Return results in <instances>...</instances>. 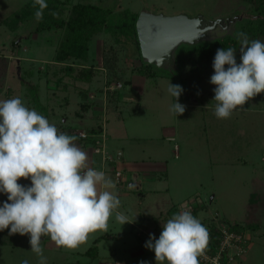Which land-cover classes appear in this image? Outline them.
I'll list each match as a JSON object with an SVG mask.
<instances>
[{
	"label": "rangeland",
	"instance_id": "374dc122",
	"mask_svg": "<svg viewBox=\"0 0 264 264\" xmlns=\"http://www.w3.org/2000/svg\"><path fill=\"white\" fill-rule=\"evenodd\" d=\"M28 1L0 0V101L20 97L26 107L35 109L50 123L57 122L64 127L74 124L72 128L80 131L87 128V122L83 125L75 116L77 111L81 113L83 105L79 89L89 88L97 96L98 89L109 83L132 81L130 75L135 73L137 88L147 84L145 89L151 91L128 99L131 93L125 83L120 90L109 94L106 101L104 95L99 94V118L94 117L106 133V157L114 158L113 161L105 159L108 177L116 184L119 197L120 193L127 192L125 202L120 200L118 211L134 222L121 226L113 215L108 221L107 232L90 233L87 242L75 249L57 248L48 236H44L41 243L47 264H141L142 261L156 264L155 253L145 247L150 236L145 228L135 223L141 216L147 218V214L154 215L170 207L155 216L157 221H150L152 228L160 229H154L158 234L153 233L158 239L162 224L176 210L178 212V207L189 204L199 207L196 216L199 220L218 214L216 216L225 225L243 226L248 237L247 250L237 258L236 264H264V93L251 98L229 119H217L214 115L216 86L210 83L214 74L212 59L200 58L198 63L186 61L183 69L177 66L173 72L154 64L142 67L130 43H119L107 32H101L90 42L92 60L88 64L99 67L93 82L76 81L61 70L63 63L55 62L64 32L62 28L46 29L35 17L21 22L16 30L6 23ZM60 1L66 3L68 12L77 2L97 5L109 11L111 19L126 9L138 13L148 10L166 15H203L209 19L238 16L228 27L220 25L213 30L210 38L232 33L238 19L255 18L251 10L255 4L249 0ZM140 69L152 71L156 76L149 74V78H142L138 76ZM184 79L187 90L178 102L185 106V111L177 116L170 111L175 98L167 88L169 83L183 88ZM160 84V90L155 91L153 87ZM119 91L126 101L114 110L115 94ZM68 98L70 104L66 107L61 103ZM69 135L76 137L75 143L80 148L81 142L87 148L92 145L95 148L92 141L81 140L78 134ZM118 144L125 150L126 159H138L134 163L124 159L125 164L121 160L118 167H122L124 181L120 184L110 176L114 175L112 166L119 160ZM131 163L135 170L144 164L158 167L156 179L143 181L144 176L138 178L141 194L129 187L128 180L134 178L129 171ZM18 183L30 186L31 180L21 178ZM5 201L7 195L0 193V206ZM191 211L193 214L194 210ZM29 239V235H9V229L0 231V264H20L24 259L29 264H38L39 258L31 252ZM94 246L97 252H88ZM242 258L244 261L240 263Z\"/></svg>",
	"mask_w": 264,
	"mask_h": 264
},
{
	"label": "clouds",
	"instance_id": "9594fccd",
	"mask_svg": "<svg viewBox=\"0 0 264 264\" xmlns=\"http://www.w3.org/2000/svg\"><path fill=\"white\" fill-rule=\"evenodd\" d=\"M36 5L34 15L40 21L46 0H34ZM235 38L240 42V62L237 49L228 47L217 49L212 64L214 115L221 120L264 93V42L249 40L244 32ZM167 92L175 98L170 111L182 115L185 106L178 100L183 88L169 83ZM75 141V136L59 132L46 117L26 107L20 97L0 101V193L7 195L0 206V231L29 235L38 264H47L44 236L57 248L75 249L90 233L107 232L113 215L121 226L134 222L118 211L121 201L114 181L89 165L88 153ZM21 178L30 179L31 185L18 183ZM208 239L207 228L184 210L162 224L158 239L150 234L145 247L155 253L156 264H200Z\"/></svg>",
	"mask_w": 264,
	"mask_h": 264
},
{
	"label": "trees",
	"instance_id": "16d2710c",
	"mask_svg": "<svg viewBox=\"0 0 264 264\" xmlns=\"http://www.w3.org/2000/svg\"><path fill=\"white\" fill-rule=\"evenodd\" d=\"M249 1L255 4V6L251 8L255 14V18L247 19L246 21H239L238 19L236 22L237 28L234 29L232 33L226 32L223 35H217L210 39H204L195 44H181L176 51V62L179 70L183 69L186 61L198 63L200 58H210L212 59L211 61H213L217 49L228 47L237 49L236 60L237 63H239L240 42L235 38V34L238 32L246 33L249 40L259 39L264 42V0ZM46 3L47 8L44 9L43 18L39 22L42 24L41 26H44L46 29L60 27L64 30L55 62L63 63L64 66L61 67V70L72 76L74 80L84 82L93 81L99 69L95 65L92 66L91 63L88 64V62H90L89 60H92L89 53L90 42L101 32L109 33L111 37L119 43L128 41L132 47L133 54L135 53V58L140 61V66L148 67V65H150V63L143 59L141 53L136 28V21L139 15L138 12L126 9L121 11L117 16H113L111 19L109 17V11L90 3L77 2L71 7L70 12L67 11L68 6L66 3L61 2L60 0H46ZM33 5L34 0L26 2L13 19L9 18L6 20L8 26L11 29L16 30L20 26L21 22L25 21L29 17H35L34 13L39 6L36 5L33 7ZM142 70L143 69H140L139 73L147 75L150 74L152 77L156 76V74L152 71H149L150 73H148L147 70L146 72ZM75 72L77 73L75 74ZM169 77L174 78L171 75H169ZM60 80H62V78H60ZM122 83L125 84L126 82ZM129 83H131L130 80H128L126 84ZM182 86V93H184V91L187 90V83L185 79L182 81ZM102 90L103 88H101L100 91ZM83 96L84 98H87L86 92H84ZM101 130L102 127L99 125L98 128L90 129L88 132L98 133ZM80 139L86 138L80 137ZM89 139L92 140V138ZM93 143L95 142L93 141ZM198 208V206L193 208V216L195 217L198 215ZM180 209L181 207H178V212L176 210V213H179ZM155 220L157 221V219ZM232 226L236 230L243 229V226L240 224L234 223ZM88 252H97V247L94 246L90 248Z\"/></svg>",
	"mask_w": 264,
	"mask_h": 264
},
{
	"label": "water",
	"instance_id": "95a60500",
	"mask_svg": "<svg viewBox=\"0 0 264 264\" xmlns=\"http://www.w3.org/2000/svg\"><path fill=\"white\" fill-rule=\"evenodd\" d=\"M237 17L209 19L203 15H166L143 10L136 21L142 57L150 64L173 72L177 67L176 51L181 44H195L209 39L213 30L220 25L228 27Z\"/></svg>",
	"mask_w": 264,
	"mask_h": 264
},
{
	"label": "crops",
	"instance_id": "0c3cea01",
	"mask_svg": "<svg viewBox=\"0 0 264 264\" xmlns=\"http://www.w3.org/2000/svg\"><path fill=\"white\" fill-rule=\"evenodd\" d=\"M53 62V61H52ZM54 63V62H53ZM56 64V63H55ZM99 68V67H98ZM131 79H132V81H131V83H130V85L128 84V88H129V92L131 93L130 95H128V99H132V98H134V96H136V95H142V94H144V93H149V92H151V91H147V89H145L146 87H145V85H147V84H143L141 87H139V89L137 88L138 87V85L136 86V84L134 83V80H135V78H136V74L135 73H132L131 75ZM138 76H141L142 78H149L150 76L148 75L147 76V74H144V73H139L138 74ZM84 82V81H83ZM93 82V81H92ZM92 82H86V83H92ZM161 86H162V84H160L159 86H154L153 88H154V90L155 91H157V90H160V88H161ZM87 90V91H86ZM101 89H98L97 91H95L98 95L99 94H102V95H104L103 94V92L102 91H100ZM118 90H120V89H117L116 90V92L118 91ZM79 92H80V95H81V97H82V100H83V105H82V107H81V113H79V111H77L76 113H75V116H77V118H78V120L81 122V124H85L86 122H87V128H85V129H81L80 131H84V130H87V131H89L90 129H93V128H98V126L100 125V122H99V120L98 119H94V117L96 116V118H99V114H97V111H99V98H98V95L96 96L95 94H94V99H92L93 97H92V95H93V92H91V90L88 88H86V89H79ZM84 92H86V94H87V98H84V96H83V94H84ZM121 91H119L118 93H116L115 95V97H117L116 98V103H115V105H113L112 106V109H114V110H118V108L120 107V106H122V104H123V102H124V98H121ZM93 100V101H92ZM126 101V100H125ZM128 101V100H127ZM89 102V103H88ZM92 102V103H91ZM62 105H64V106H68L69 104H70V99L68 98V99H64V101L61 103ZM110 104V103H109ZM92 107H94L93 109H92ZM98 108V109H97ZM94 110H96V112H93ZM61 115H63V114H61ZM91 115V116H90ZM72 116H73V114H72ZM51 124H54L56 127H57V129H58V131L59 132H64V133H67V134H78V130H77V128H72L73 127V125L74 124H70V125H68L67 127H64V125L62 126V125H59V124H57V122L56 123H51ZM72 125V126H71ZM70 131V132H69ZM69 132V133H68ZM78 136H80L79 134H78ZM81 137V136H80ZM116 138H118V139H120L121 137H117L116 136ZM81 140H86V139H81ZM86 141H92L91 143H93V140H86ZM76 142V141H75ZM116 143V142H115ZM77 144V143H76ZM78 145V144H77ZM81 145H82V149L85 151V152H87L88 153V156H89V165L91 166V167H94V168H96V169H99L100 167H101V171H103L105 174H106V176H108L109 175V171H106V169H107V167H105V165H106V163H105V155L106 154H103V153H97L96 151H95V148H94V146L92 145V147H90V148H87V145H85V144H82V142H81ZM119 146H118V158H119V160H118V162L116 161V164L114 163V165L112 166L113 168H112V171H113V173H114V175L111 173V177H113L114 178V180H116L117 181V177H116V175H115V173H116V170H118V169H122V167H118L120 164H121V160H122V163L123 164H125V160H127V162H132V163H134V161H136V160H138V159H126L125 157H124V153H125V150L122 148V149H120L121 148V145L120 144H118ZM175 154H176V156L178 155V152H175ZM142 156V155H141ZM125 159V160H124ZM143 160H145V159H143ZM128 164L130 167V175L131 176H134V178H132L131 179V177H130V179L131 180H128L129 181V187H131L130 189L132 190V191H138V192H140L141 191V188L138 186V178L139 177H142V176H144L142 179H143V181H145V179H156L157 178V166L155 165V164H153V165H151V164H148V166L147 165H142L141 166V168H139V169H137V170H135L136 168H135V165H133V164ZM137 164H139V163H137ZM125 170H126V168H124ZM111 171V170H110ZM143 174V175H142ZM123 177H124V172L122 171V176H121V183H123ZM160 178V177H159ZM127 181V182H128ZM126 182V183H127ZM118 184H120V183H118ZM127 192H122V193H120V197H119V199L120 200H122V199H124V202H125V194H126ZM142 192H140V194H141ZM122 203H123V201H122ZM170 208V207H169ZM168 208V209H169ZM168 209H166L165 211L164 210H161V212L160 213H156V214H154V215H151V214H147L148 215V217L146 218V216L145 217H140V219L139 220H137V222L135 223V224H137L139 227H143V228H145L144 230H145V233L147 234V235H149L150 236V234H153L154 233V231H156L157 229H156V227L155 228H152V226H151V224H150V221H152V220H155V218H157V217H155V216H158V215H160V214H163L164 212H166V211H168ZM154 218V219H153ZM149 223V224H148ZM154 229H156V230H154ZM140 230H143L142 228H140ZM158 230H160V229H158ZM2 232H5V230L4 231H2ZM157 232V234H158V231H156ZM154 235V234H153ZM244 261V259L242 258V259H240V263L241 262H243Z\"/></svg>",
	"mask_w": 264,
	"mask_h": 264
},
{
	"label": "built area",
	"instance_id": "2783aa9c",
	"mask_svg": "<svg viewBox=\"0 0 264 264\" xmlns=\"http://www.w3.org/2000/svg\"><path fill=\"white\" fill-rule=\"evenodd\" d=\"M123 87L121 81L114 84H107L103 87V94L105 101L109 94H113L114 91ZM94 98V95H92ZM78 134L82 138H92L95 142V151L97 153H106V133L104 128L98 133H89L88 131H79ZM105 159L113 161L114 158L111 156ZM117 177V183H121L122 170L118 169L115 173ZM194 205L189 204L181 207V211L188 210L192 213ZM215 214L212 218H206L205 220H199L206 228L209 233L208 244L205 249L203 256L199 257L200 264H236L237 258L247 250V234L244 229L236 230L232 225H225L220 222Z\"/></svg>",
	"mask_w": 264,
	"mask_h": 264
},
{
	"label": "bare ground",
	"instance_id": "6f19581e",
	"mask_svg": "<svg viewBox=\"0 0 264 264\" xmlns=\"http://www.w3.org/2000/svg\"><path fill=\"white\" fill-rule=\"evenodd\" d=\"M124 87V86H123Z\"/></svg>",
	"mask_w": 264,
	"mask_h": 264
}]
</instances>
